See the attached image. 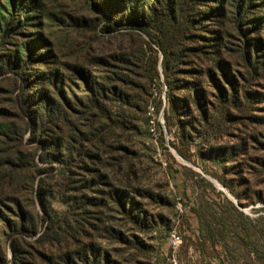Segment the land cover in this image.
Instances as JSON below:
<instances>
[{"label":"rangeland","instance_id":"obj_1","mask_svg":"<svg viewBox=\"0 0 264 264\" xmlns=\"http://www.w3.org/2000/svg\"><path fill=\"white\" fill-rule=\"evenodd\" d=\"M38 1L36 25L11 38L6 50H14L34 37L43 39L42 49L46 50V54L34 63L29 73L58 72L67 104L65 101L58 102L65 107L66 117L75 127V138L81 141L84 150L98 158L81 156L95 172L73 168L75 174L65 179L61 177L63 167L54 163L52 172L37 176L32 161L35 160L40 168L46 166L37 159L42 148L39 140L59 139L60 144L65 146L69 127L58 121L55 127H47L44 134H38L34 143L27 142L29 134H26L20 144L19 138L8 132L9 129L19 131L21 128V122L16 117L15 93L11 92L4 77H0V213L11 221L16 220L18 203L34 220L36 213L45 218V222L36 220V235L23 237L25 244L19 239L16 242L22 246V262L66 264L61 259L64 254L72 255L83 249L82 245L93 242L101 254L107 253L109 261L115 264H170L167 236L178 225L182 238V246L176 255L179 264H264V167L258 162L264 161V78L248 83L243 81L248 76L237 53L238 41L230 24L227 0L201 2L196 8L198 24L194 26L197 29L191 30L188 38L183 40L187 48H199L201 44H210L207 38L220 39L221 48L208 49L205 52L212 54L202 56L195 55V52L175 51L179 62L177 67L196 70V78L202 83L204 94L200 98L201 106L191 105V113L186 118H180L190 122L185 137L173 116L170 115V127L165 122L164 115L169 114L170 105L163 77L162 54L155 47L152 49V45L150 49L147 38L136 31L124 27L111 33L104 30L105 25L114 26L109 25V17L96 8L107 0ZM141 3L149 19L160 6L159 0H139ZM139 7L135 9L138 15L141 13ZM214 8L218 11L214 19L204 17ZM126 9L123 0L120 1L110 17L114 23L125 22L129 16ZM256 10L258 8L254 9L250 20L260 17ZM102 16L104 20H101ZM248 33L252 40H260L258 42L264 50V35H256L254 31ZM170 44L177 46L176 42L170 41ZM39 52L43 51L38 50L36 54ZM217 57L226 61V72L235 70L232 74L237 86L247 87L248 93L255 99V102L240 99L243 105L241 111L230 107L237 118L234 121L222 114L219 93L211 86L205 73L208 69L214 70L213 76L218 85L231 93V85L224 81L222 73L216 68ZM191 60H194V67L186 65ZM175 76V80H184L179 74ZM33 87L36 85L31 83L27 89L32 92ZM91 87L102 90L101 98H98L99 109L87 107L90 97L88 88ZM45 88L49 96L57 101L52 86ZM114 93L115 96L112 95ZM119 94H123V101L118 99ZM150 103L157 110L155 118L162 119V125L157 123L159 136L156 145L151 142L147 129L145 114ZM67 105L73 111L67 109ZM253 118H260V122ZM242 145L244 152L226 165L233 168L231 173L225 174L221 167L203 156L209 150L240 148ZM158 153L165 158V169L158 162ZM169 167L177 172L175 179L169 177ZM97 175L102 179L91 192L73 190L76 186L73 180ZM210 175L223 177L237 193L245 194V205H238L236 201L235 204L237 212L244 218L246 229L238 228L235 212L229 213L230 225L226 229L217 225L221 216L218 204L224 198L216 197L211 188L216 186L231 195ZM239 180H245L246 186H235ZM115 188L133 198L135 207L145 218L144 225H136L123 214L118 202L108 198V192ZM39 191L44 192L48 203V216L40 211ZM83 194L100 200L86 206L87 214L74 211L73 201L68 199ZM179 197L183 200V210L188 199L196 200L204 217L202 222L213 226H204L200 231L198 220L191 221L188 217L190 211L177 224L175 200ZM231 200L234 202L233 198ZM126 208L129 209V205ZM47 225H52L48 231L50 240L36 243ZM6 234L5 225L0 220V252H5L10 261L11 251ZM118 237L126 241H119Z\"/></svg>","mask_w":264,"mask_h":264},{"label":"trees","instance_id":"obj_2","mask_svg":"<svg viewBox=\"0 0 264 264\" xmlns=\"http://www.w3.org/2000/svg\"><path fill=\"white\" fill-rule=\"evenodd\" d=\"M120 1L122 0H107L106 2H102L99 8H96L109 17V25L112 24V26H114L108 27V25H105L104 30L111 33L124 27L123 29L136 31L147 38L148 47H150V49L153 46L152 49L155 47L162 54L163 77L167 83V100L170 105L169 114L164 115L165 122L166 125L170 127V115L173 116L172 118H174L176 124H178L180 133L185 137V131L187 127H190V122L189 120H180V118H186V115L191 113V105L201 106L200 98L204 97V94L202 83L196 78L197 71L193 68L192 70H188L187 68L179 69L180 67H177L179 62L175 51L195 52V55L202 56L212 54L211 52H205L208 49H215L217 47L221 48L220 39L214 40V38H207V41L210 44H208V46L206 44H201L199 48H187V44L183 41L188 38V33L191 30L197 29V27L194 26L195 23L198 24V21L196 20V8L199 7L200 3L204 0H159V9L150 19L145 15V7L142 6V3L139 4V0H123V5L125 8L127 7L126 10L129 12V16L125 19V22H119L116 24L110 17L112 16L111 14H113L114 8L118 6ZM216 4L222 5L221 2H217ZM227 4L229 5L228 14L230 15V24L236 40L238 41L237 53L240 56V60L242 61L243 67L248 76L247 80L243 81L244 83H248L250 81L263 79L264 50L261 48V43L258 42L260 40H258V38L252 40L248 31H254L256 35H264V0H227ZM138 5L140 6L139 8L141 11L139 15L135 12ZM257 8L258 10L256 11L260 17H254L250 20L249 17L253 14L254 9ZM38 9V0H0V77H4V81H7L11 87V92L15 93L14 103L17 108L16 117L21 122V128L19 131L9 129L8 132L14 137L19 138L20 144L22 143L23 137L26 134H29L27 142L32 144L37 141L39 137L38 134L40 135L46 132L45 128L48 127L47 129H50V127H55V123L58 121H61L62 124H67L69 127L68 132L70 134L67 138L68 140L65 142V146L60 144L59 139L51 140V138L48 137L49 139L45 140L44 138H41L39 141L42 148L37 159L42 165L46 166L40 168L35 160H33L32 167L34 168L36 175L41 176L52 172L54 170L52 165L57 163L64 169V173L61 174V177L68 179L69 175L75 174L73 168H77L83 172L94 171L87 166L88 164L86 165L83 162L81 156L89 159H97L98 157L90 155L88 151L84 150L81 141L74 136L75 127L67 119L65 107L58 102V100L65 101V94L62 90V83L58 72L54 71L42 75L29 73L34 63L44 58L46 54V50L42 49L44 41L40 37H34V35L31 36L34 37L33 39L23 42L16 49L6 50V45L11 38L20 35L23 31L32 29L36 25L35 22L37 21ZM217 14L218 11L214 8L208 13H205L204 17L214 19ZM102 17L101 20H104L105 17ZM170 41H172V43L176 42L177 46L172 47ZM216 42L217 44H215ZM38 50H42L43 52L36 54V51ZM217 59L216 68L222 73L221 75L224 81L231 85V93H228L223 86L218 85V81L215 80L213 76L214 70L208 69L205 73L209 78L211 86L217 89V92L219 93L218 98L221 103L222 114L226 119L234 121L237 118L233 116L231 108L241 111L243 105L242 100L240 99L249 100L251 102H255V99L252 94L248 93L247 87L237 86V81L232 74L235 73V70H229V72H226V61H221L218 57ZM193 61L194 60L187 62L188 64L186 63V65L194 67L195 63ZM75 70L78 71L79 69L75 68ZM178 74L180 75L179 77H183L184 80H175V75ZM31 83L36 85V87H33L32 92L27 89ZM179 83H183L184 86H181V84L179 85ZM48 85L52 86L55 92L54 94L57 95V101L49 96V92L45 88ZM40 86L44 88H38ZM88 89L90 90V97L88 98L89 106L87 107L99 109L101 104L98 98H101L102 90L93 89L92 87ZM183 90H185L184 95H182ZM112 95L115 96V93ZM117 97L122 101L124 99L123 94H119ZM65 104H67L66 101ZM66 107L73 111L71 106L67 105ZM153 108L154 111L157 112L154 106ZM181 113L183 115H181ZM202 115L204 116V113ZM253 119L260 122V118ZM243 147L244 145L240 148L231 147L213 149L204 153L203 156L221 167V170L225 174L228 172L231 173L233 172V168H231V166L228 168L226 165L234 162L235 157L239 153L242 154L244 152ZM123 150L126 151L127 154H131L129 150H126L125 148H123ZM162 159L165 161V158ZM258 162L264 167L263 160ZM90 165H93V163L90 162ZM170 169L171 168L169 167V170ZM176 173V171L170 170L169 177L175 179L174 175ZM210 176L217 180L221 187L228 191L238 205H245L243 204L245 201L244 193H237L224 181L223 177L221 178V176L217 175ZM101 179L102 176L97 175L87 179L73 180L72 183L76 184L73 190H78L79 193H84L85 191L91 192L92 188L99 184ZM235 186L245 187L246 182L245 180H239ZM211 189L216 197L224 198V200H220L221 204H218L221 209V216L217 221V225L222 229H226L230 225L228 221H230L231 215L229 213L235 212L239 221L238 228L246 229L247 226L244 222V218L242 219V215L237 212V205H234L227 200L226 197L215 188ZM43 193L42 191L37 193L38 204L41 213L48 216V203L44 199ZM145 195L148 196V194ZM108 198L112 202H118L123 214L128 216L136 225H144L145 218L142 217V213L139 209L135 207L136 204L133 202V198H131L129 194H125L115 188L108 192ZM68 199L73 201L75 207L74 211H83L81 214H87L85 211L87 205H94V202L96 203V201L100 202V200H93V198H89L85 196V194L78 198L72 197ZM176 199H179L183 204V200L180 197ZM16 205L18 207L16 220L11 221L8 217H5L0 213V220L5 225L7 231L6 236L9 240L8 247L11 251L10 261L7 259L5 252H0V264H24L22 262L23 258L21 257L23 254L22 246H18L16 242L19 239L21 243L25 244L23 237H32L38 233L36 227L37 219L41 222H45V218L38 213H36V220H34L32 216L19 207L18 203H16ZM126 205H129V209L126 208ZM190 214L198 220L200 231L204 226H213L206 221H204V223L202 222L204 217L201 215L200 205L197 209H192ZM50 229H52V225H47L46 230L42 232L35 242L39 244L48 242L51 237L48 233ZM62 234L63 231H61L60 239ZM65 237L66 236L64 235L63 240ZM118 240L126 241L119 237ZM77 243L79 245V242ZM82 246H84L83 249L74 252L72 255L71 253L64 254L61 259L64 260L66 264H115L109 261L107 253L104 252L101 254L99 248H97L93 242H88Z\"/></svg>","mask_w":264,"mask_h":264},{"label":"built area","instance_id":"obj_3","mask_svg":"<svg viewBox=\"0 0 264 264\" xmlns=\"http://www.w3.org/2000/svg\"><path fill=\"white\" fill-rule=\"evenodd\" d=\"M145 115L147 120L148 135L151 139V142L156 145L158 138V134L156 131L157 123L162 125V119L160 117L159 119L155 118V111L151 104L147 107ZM157 157L159 159L158 162L160 166L163 169H165L166 162L161 158V155L159 153L157 154ZM175 209L178 213L177 215V222H178L180 220V216L183 214V206L179 199H176ZM167 242H168L169 251L171 253L169 258L170 264H179V262L176 259V255L182 246V238L177 226L173 227L168 232Z\"/></svg>","mask_w":264,"mask_h":264},{"label":"crops","instance_id":"obj_4","mask_svg":"<svg viewBox=\"0 0 264 264\" xmlns=\"http://www.w3.org/2000/svg\"><path fill=\"white\" fill-rule=\"evenodd\" d=\"M214 188L217 190V191H220L225 197H226V199L227 200H229L230 202H232L234 205H235V200H234V202L231 200L232 198L229 196V195H227L223 190H221V189H218V188H216V186H214ZM231 198V199H230ZM198 208V202H196V200L194 201V200H192V199H188L187 200V205H184V210H183V214L180 216V220L177 222V224L185 217V216H187L188 214H187V212H189V211H191L192 209H197ZM189 218H190V220L192 221V220H196L197 221V219L192 215V214H190L189 216H188ZM188 218V219H189ZM178 226V225H177ZM178 228V227H177ZM180 232V231H179Z\"/></svg>","mask_w":264,"mask_h":264}]
</instances>
